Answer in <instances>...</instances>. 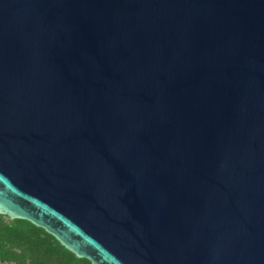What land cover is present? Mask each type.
Here are the masks:
<instances>
[{"label":"water","instance_id":"95a60500","mask_svg":"<svg viewBox=\"0 0 264 264\" xmlns=\"http://www.w3.org/2000/svg\"><path fill=\"white\" fill-rule=\"evenodd\" d=\"M0 214L91 264H264V0H0Z\"/></svg>","mask_w":264,"mask_h":264},{"label":"trees","instance_id":"16d2710c","mask_svg":"<svg viewBox=\"0 0 264 264\" xmlns=\"http://www.w3.org/2000/svg\"><path fill=\"white\" fill-rule=\"evenodd\" d=\"M1 264H91L30 222L0 214Z\"/></svg>","mask_w":264,"mask_h":264},{"label":"rangeland","instance_id":"374dc122","mask_svg":"<svg viewBox=\"0 0 264 264\" xmlns=\"http://www.w3.org/2000/svg\"><path fill=\"white\" fill-rule=\"evenodd\" d=\"M1 264V263H0ZM7 264V263H6Z\"/></svg>","mask_w":264,"mask_h":264}]
</instances>
